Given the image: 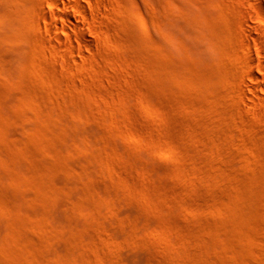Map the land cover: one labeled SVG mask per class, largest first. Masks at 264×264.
Wrapping results in <instances>:
<instances>
[{"label": "rangeland", "instance_id": "374dc122", "mask_svg": "<svg viewBox=\"0 0 264 264\" xmlns=\"http://www.w3.org/2000/svg\"><path fill=\"white\" fill-rule=\"evenodd\" d=\"M0 264H264V0H0Z\"/></svg>", "mask_w": 264, "mask_h": 264}, {"label": "bare ground", "instance_id": "6f19581e", "mask_svg": "<svg viewBox=\"0 0 264 264\" xmlns=\"http://www.w3.org/2000/svg\"><path fill=\"white\" fill-rule=\"evenodd\" d=\"M257 2V1H256ZM259 3V2H258ZM108 18L109 19H114V14L111 12V11H108ZM248 21V20H247ZM246 21V19H245V24H246V26L248 27L249 25H248V22ZM251 26V25H250ZM136 29H137V32H138V30L139 31H142V30H145V29H147V27H148V25L146 24V22L144 21V20H142V19H139L138 21H137V23H136ZM65 37H67V35H65ZM247 42V41H246ZM248 43V42H247ZM207 52H208V50H207ZM210 57V56H209ZM208 58V57H207ZM207 58H205V59H207ZM209 59V58H208ZM251 73V72H250ZM250 76H252V77H254L253 75H250ZM254 78H256V75H255V77ZM201 83V82H200ZM205 84V83H204ZM205 86H206V84H205Z\"/></svg>", "mask_w": 264, "mask_h": 264}]
</instances>
